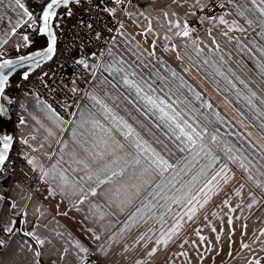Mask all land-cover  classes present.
Listing matches in <instances>:
<instances>
[{"label": "crops", "instance_id": "crops-1", "mask_svg": "<svg viewBox=\"0 0 264 264\" xmlns=\"http://www.w3.org/2000/svg\"><path fill=\"white\" fill-rule=\"evenodd\" d=\"M208 1L129 0L125 9L114 7V15L109 11L117 23L115 43H109L105 56L88 58L89 82L73 80L70 92L77 103L62 127L53 122L48 104L38 96L19 99L17 114L23 123L14 127V139L20 157L39 177L32 192L15 184L7 202L0 197V227L6 238L0 264H79L85 257L102 264H255L257 260L264 264V25L257 11L264 8V2L223 0L224 10L212 16L215 19L205 18L198 33L176 35L179 30L169 21H179L182 27L184 18L194 16ZM221 16L226 24L219 22ZM36 23L14 0H0V48L26 52L38 37L25 41L23 37L28 33L20 31V26ZM30 33L35 35V29ZM109 48L111 57L106 55ZM104 61H121L116 67L135 72L129 79L143 82L145 92V85H151L155 96L172 104L198 131L206 127L208 133L217 136L213 143L209 135H204L207 148L219 158L207 176L200 170L211 161L200 152L199 144L189 149L175 140L157 118L159 113L149 111L135 89L123 83V73L105 71L101 66ZM90 93L111 111L105 112L95 104ZM205 103L212 108L203 107ZM120 118L174 168L163 177L144 172L143 157L140 164L135 163L137 150L131 144L134 137L122 134L127 129L119 123ZM94 120L103 130L94 127ZM109 134L124 148L92 168H103L119 157V165L113 168L122 167L124 173L114 177L112 184L98 187V195L91 196L87 194L88 186L94 183L80 179L85 171L69 153L75 151L90 158L97 150L93 144L103 150L99 142L108 139ZM29 159L37 167L30 165ZM58 161L55 175L49 172L44 177L39 166L49 171ZM224 164L230 170L228 183L221 180L216 185L213 181L216 186H210L211 191L204 188ZM60 172L67 177L63 190L59 187L64 183ZM116 188L120 189L119 195L113 196ZM205 193L211 197L207 203ZM85 194L87 198L80 203ZM175 197H182L183 203L173 202ZM193 206L197 210L189 220ZM177 221L181 227L173 234Z\"/></svg>", "mask_w": 264, "mask_h": 264}, {"label": "snow or ice", "instance_id": "snow-or-ice-1", "mask_svg": "<svg viewBox=\"0 0 264 264\" xmlns=\"http://www.w3.org/2000/svg\"><path fill=\"white\" fill-rule=\"evenodd\" d=\"M16 6L22 10L24 15H27L29 18L32 17V13L28 11V9L24 6V4H22L20 2V0H14ZM175 2V0H174ZM200 0H197V3H199ZM253 2H255V0H253ZM262 2H264V0H262ZM75 3V4H79L80 0H47V3L45 4V7L42 10V14H41V22H42V26L39 28V31L41 33H48L49 37H50V43L49 46L46 50L44 51H40L35 53L33 56H29L28 59L33 60L34 63H36L37 65H39V63L41 62V60H45V59H52V56L55 54L56 51V36H55V32L53 31V24L52 21L55 20L58 16V12L57 9L60 8H65L67 11V15L71 16L72 12L69 8V5ZM114 3L117 5H120L122 3H124V0H114ZM106 11H110L111 14H115L116 9H105ZM257 11H259L260 13V22L262 25H264V8H258ZM164 15L167 17L168 13L165 12ZM172 15H175V13H173ZM209 19H215V17H209ZM219 22L221 24H226L227 22L224 20L223 16L219 17ZM33 23H35V21H33ZM169 23L174 26L176 29H178L179 31L176 32V35L178 36H183V37H189L190 36V27L189 24L185 21L183 23V26L181 27V23L179 21L176 22H172L169 21ZM249 24L252 23V21H248ZM55 27H58V25H55ZM89 28H91V25H88ZM121 28H123V25L121 24L120 26ZM231 30V29H229ZM13 31H15V28L13 29ZM148 31H152L151 28V23L149 22V28ZM119 32V30H118ZM121 35L123 33H120ZM226 34V33H225ZM23 39L25 41L28 40L27 36H24ZM96 39H100V35L99 33H97L96 35ZM110 43H115V37L112 38V40L110 41ZM219 46L217 45V48ZM95 55V54H93ZM108 57L112 56V51L111 48H109L107 50V54ZM149 55H154L153 53H149ZM101 56H105V53H101ZM25 57H20V60H24ZM77 64L81 65L83 68L88 69L89 65L86 62L85 59H78L75 61ZM208 61L205 60V63H207ZM121 61H114V62H109V61H104L102 62V67L104 68L105 71H109V72H114V73H123V75H121V80L123 81V83L125 85H127L130 88L135 89L136 94L138 97H140L141 99L145 100L146 103V107H148L149 111H154L153 114L159 113L158 115V119H160L165 126L168 128L169 132L172 134V136L175 138V140L180 141L182 144L185 145V148H189V149H194L197 144H199V148H200V152H203L205 156H208L211 163L203 166L200 170V174L203 176H207V172L212 169L216 163H218L219 158L215 157L212 155V152L210 149L207 148V145L204 143V135L207 134L210 136L211 138V142L215 143L217 142V136L216 135H212L210 133H208L207 128L206 127H202L201 130H197V127L194 126L193 123H189V121L187 119L184 118V116L181 114V112L177 111L175 108H173L172 104H166V102L161 99L159 96H155V89L152 88L151 85H145L148 89V92L144 91V87L141 86V83H137L135 80H130L129 79V75L135 76V72H130L128 68L125 67H119L117 68L116 65L120 64ZM14 64V62L12 60H4L2 63H0V70L5 69L6 67L12 66ZM130 68V66H129ZM173 76H176V73L173 72L172 73ZM25 78H27V74H25ZM7 81V75L4 74L3 71H0V95H2L4 93V85ZM241 83H243V81H241ZM75 91V90H74ZM151 92L153 93V95H149L148 93ZM141 93H143V95L141 96ZM90 99L92 101H94L95 104H99L101 106V108L105 111V112H110L111 110L107 107L106 104H104V102L100 99L97 98V96L95 94H88ZM253 96H255V93H253ZM197 99H199V94H196ZM178 103V102H177ZM249 103H251V99H249ZM261 103H264V100H261ZM163 105V106H162ZM203 107H206L208 109L212 108V105L210 103H205L204 105H202ZM171 109V113H169L168 111H166L165 109ZM48 109H49V113H50V118L53 120L54 123L57 124V126L62 127L63 124L65 123L64 119L60 116V114L58 112H56V110L54 108H52L51 105H48ZM194 112L197 113V115H200V113L198 112V110L193 109ZM214 115H218L213 113ZM6 116V110L3 107H0V119H3ZM113 120H116L117 118L115 116H112ZM21 123H23V121H21ZM94 127H100L103 130V126L99 124L98 121H92ZM119 123L123 125L124 129H127V131L122 132V134L125 137L128 136H133V140L131 141L132 146L137 150V154H136V159H135V163L136 164H140L141 161V157H143V161L145 162V167L143 169L144 172H153L161 177H163L164 173L167 172L169 169L174 168V166L172 164L169 163V161L167 159L164 158V156L160 155V153L156 152L155 149L151 148V146L147 145L146 141H143L141 139L138 138L139 134L135 133L134 134V129L131 127V125H129L126 121H123L122 118H120ZM197 124L199 123L198 121L196 122ZM83 125H81L82 127ZM262 128H264V125L261 126ZM73 128L75 129V125L73 126ZM75 131H73V136L75 137ZM49 135L50 136H55V133L52 131H49ZM12 137L11 136H4L2 144L3 147L0 148V172H4L6 171V169L4 168L5 162L8 159L7 153L8 150L11 147V141H12ZM25 143H27V141H25ZM100 144H102L103 150L99 149L98 144L94 143L93 144V148L97 149L96 151L92 152L90 154V158L89 157H84L81 156L80 154H78L75 151H72L69 153L71 159L73 161H75V163L77 165L82 166L81 170L85 171V176H82L80 179L87 182V181H92L94 183L95 186H88V191L87 194H90L91 196H96L98 195L97 193V188L100 187L101 185H105V184H112L113 183V178L117 177V176H122L124 173V168L122 167H118V170L116 168H113V165H119V157H116L114 159L109 160V162L107 164H105L103 166V168L100 169H96L93 170L92 165L96 164L98 161H103L105 159L106 156L108 157H115V153L118 150H122L124 148V145L121 144L119 141L115 140L113 137H111V135L109 134V138L108 139H104L101 138ZM65 147H67V145H65ZM185 148H181L180 151H184ZM85 152H87L88 150L85 149ZM229 152H231V149H228ZM200 152H197L196 155L199 156ZM231 159H235V157H230ZM63 160V156L61 157V161ZM28 163L30 165H33L34 167H37V165L35 164L34 160L29 159ZM60 162L58 161L57 164L52 165L51 169H49V171H45L43 169V166H39L40 171L42 172L44 177H47L49 175V172H52L53 175H55L56 170L58 168V164ZM188 165H185V168H188ZM240 167H245L244 164H241ZM183 170V169H182ZM228 171H230L228 169L227 164H224L223 166L220 167L219 171L215 172L214 175L211 176L210 179L207 180V182L204 184V188H208L209 191H211V187L210 186H216L219 185L220 181L222 180L223 183H228L230 177L228 176ZM101 173H103V176L101 175ZM60 177L61 180L64 182L61 185H59V187H61V190H63L64 184L67 183V177L64 175L63 172H60ZM217 177H219L220 179L218 180ZM196 177H193V180H195ZM213 181H216V185H213ZM78 183V182H77ZM73 187H75V184H73ZM204 188H201L200 191L203 192ZM80 191L83 193L84 189L81 188ZM109 191H112L111 189H109ZM120 192L119 188H116L113 192V196H118ZM87 194H85L81 200L80 203H83V199L87 198ZM137 195L139 194L138 190H137ZM237 195H239V193H237ZM205 196L207 197L205 199L204 203H207L208 199H210L211 197L208 196L207 193H205ZM110 200H112V197H108ZM194 199V197H193ZM115 202V201H113ZM173 202L176 203H183V198L182 197H175L173 198ZM188 203H191V200L188 201ZM201 208L204 207L203 204L200 205ZM196 208L195 206H193L191 209H189V211L191 212V215H188V219L191 220L193 218V216L196 213ZM182 219V218H181ZM228 223H231V220L228 221ZM181 227L179 221H177V224L173 227V229L171 230L173 234H175L176 230ZM11 228H7L6 231H11ZM213 231H216V229H213ZM264 234V233H262ZM171 238V237H169ZM97 239H99V237H97ZM201 239L203 240V237H201ZM217 239H219V237H217ZM39 243H43V241H38ZM3 241H0V244H2ZM157 243H159V241H157ZM164 243H167V240L164 241ZM244 247H248V245H244ZM84 250V249H82ZM155 251V249L153 250ZM37 256L40 255L39 252L36 253ZM255 264H259V260L255 261Z\"/></svg>", "mask_w": 264, "mask_h": 264}, {"label": "built area", "instance_id": "built-area-1", "mask_svg": "<svg viewBox=\"0 0 264 264\" xmlns=\"http://www.w3.org/2000/svg\"><path fill=\"white\" fill-rule=\"evenodd\" d=\"M20 2L33 14L31 18L38 21L46 1L20 0ZM127 2L129 0H124V3L117 5L114 0H80L79 4L69 5L71 16L67 15L65 8L58 13L54 23L56 51L52 59L45 61L33 69L27 78L4 91L13 127L21 123V118L17 114L19 99L30 95L38 96L51 105L64 120H70L77 103L70 92L73 80L78 79L87 83L91 79V72L75 61L85 59L87 62L89 57H100L101 53L105 52L117 28V23L105 9L118 6L123 10ZM223 10V0H209L202 10L194 16H186L184 21L189 24L190 32L195 34L203 29L205 18L215 16ZM88 25H91V28ZM33 27L34 25L26 24L20 26V31L28 33L29 42L34 36L30 33ZM97 33L100 39H96ZM17 55L18 51L5 46L0 48V59L13 58ZM4 168L6 171L0 172V197L3 202L10 199V191L15 184L32 192L39 174L20 157L19 144L15 139ZM0 241H3L0 244L1 258L6 242L1 227ZM79 264H102V262L92 257H85L79 261Z\"/></svg>", "mask_w": 264, "mask_h": 264}, {"label": "water", "instance_id": "water-1", "mask_svg": "<svg viewBox=\"0 0 264 264\" xmlns=\"http://www.w3.org/2000/svg\"><path fill=\"white\" fill-rule=\"evenodd\" d=\"M46 3H47V1L45 2V4ZM45 4H44L43 8L45 7ZM60 9H57V12ZM41 14H42V11H41ZM41 14H40V17H41ZM40 17H39V27L42 26V22H41ZM54 21L55 20L52 21L53 26H54ZM53 31H54V27H53ZM40 34L45 37V40H46L45 46H43L41 48H37L36 50L27 52L25 54L17 55V56H15L13 58L0 59V63H2L4 60H12L14 62V64L12 66H9V67H6L5 69L0 70V71H3L5 75H7V80L10 77H12L17 71H19L22 68L30 67L31 68V71H32L33 69L37 68L42 63H44L45 61L48 60V59L41 60V62L39 63V65H37L36 63H34L33 60L28 59L29 56H33L37 52L44 51L49 46L50 37H49L48 33H41L40 32ZM20 57H25V59L21 61L20 60ZM4 91H5V86H4ZM2 96H3V94L0 95V107H3L6 110V116L3 119H0V148L3 147L2 141H3L4 136H11L13 138L12 141H11V145H12V143L14 141V138H15V136H14V127L12 125L11 114H10V111L8 109L7 104H5L3 102V100H2ZM9 151H10V149L8 150L7 156L9 154Z\"/></svg>", "mask_w": 264, "mask_h": 264}, {"label": "trees", "instance_id": "trees-1", "mask_svg": "<svg viewBox=\"0 0 264 264\" xmlns=\"http://www.w3.org/2000/svg\"><path fill=\"white\" fill-rule=\"evenodd\" d=\"M64 8H61L58 13ZM35 27V28H34ZM33 27V30L35 29V37H38L39 39V44H38V48H41L43 46H45L46 44V40L45 37L43 35L40 34L39 31V20L37 21L36 25ZM27 52H22L21 54H25ZM31 73V68L30 67H26V68H22L19 71H17L12 77H10L6 83H5V89L18 84L20 81H22L23 79H25V74H27V76ZM2 100L5 104H7V101H4V95L2 96Z\"/></svg>", "mask_w": 264, "mask_h": 264}, {"label": "rangeland", "instance_id": "rangeland-1", "mask_svg": "<svg viewBox=\"0 0 264 264\" xmlns=\"http://www.w3.org/2000/svg\"><path fill=\"white\" fill-rule=\"evenodd\" d=\"M54 23H55V21H54ZM34 35V34H33ZM35 36V35H34ZM33 36V37H34ZM34 43H33V45H30V46H28V48H27V50H25L26 52H30V51H33V50H36L37 49V47H38V44H39V40L38 39H34V41H33ZM19 55V54H18ZM94 58L92 57V58H90V60L89 61H92Z\"/></svg>", "mask_w": 264, "mask_h": 264}, {"label": "flooded vegetation", "instance_id": "flooded-vegetation-1", "mask_svg": "<svg viewBox=\"0 0 264 264\" xmlns=\"http://www.w3.org/2000/svg\"><path fill=\"white\" fill-rule=\"evenodd\" d=\"M4 101H6V100L4 99Z\"/></svg>", "mask_w": 264, "mask_h": 264}]
</instances>
